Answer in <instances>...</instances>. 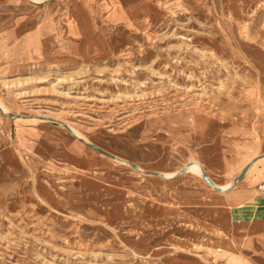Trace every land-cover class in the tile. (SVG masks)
I'll return each mask as SVG.
<instances>
[{
	"label": "rangeland",
	"instance_id": "rangeland-1",
	"mask_svg": "<svg viewBox=\"0 0 264 264\" xmlns=\"http://www.w3.org/2000/svg\"><path fill=\"white\" fill-rule=\"evenodd\" d=\"M0 101V264L264 262V161L186 167L264 152V0H0Z\"/></svg>",
	"mask_w": 264,
	"mask_h": 264
},
{
	"label": "bare ground",
	"instance_id": "bare-ground-1",
	"mask_svg": "<svg viewBox=\"0 0 264 264\" xmlns=\"http://www.w3.org/2000/svg\"><path fill=\"white\" fill-rule=\"evenodd\" d=\"M31 1H34V2H41L42 0H31ZM83 22V21H82ZM59 70V69H58ZM0 108L2 109V111L4 113H7L9 110L7 108V106L2 102L0 101ZM19 116V115H18ZM21 118V117H20ZM70 126V125H69ZM68 126V127H69ZM73 128V127H72ZM71 129V128H70ZM74 129V128H73ZM72 130V129H71ZM74 131L76 132L77 134V130L74 129ZM252 161V160H251ZM251 161H249L247 164H249ZM257 161H264V152L262 154H260L257 158V160L255 162H253V164L250 166L252 167ZM246 164V165H247ZM245 165V167H246ZM188 169H193V170H196L198 171L199 173H201L202 175L205 174V172L201 169V166L199 165V163L197 162H192V163H189L187 166H186ZM249 167V168H250ZM165 176H170V174H167V173H164ZM239 175V174H238ZM237 175V176H238ZM215 185V187H217L216 189H218L220 192H227L228 190L232 189L233 187H235V185L239 182V180L237 178H235L234 180H232L231 182L227 183V184H219L217 183L216 181H214L213 179L209 178ZM210 186L212 188H215L213 187L211 184ZM221 189V190H220Z\"/></svg>",
	"mask_w": 264,
	"mask_h": 264
},
{
	"label": "crops",
	"instance_id": "crops-1",
	"mask_svg": "<svg viewBox=\"0 0 264 264\" xmlns=\"http://www.w3.org/2000/svg\"><path fill=\"white\" fill-rule=\"evenodd\" d=\"M237 178V177H236ZM227 195V194H226ZM219 197H221V198H223V199H226V200H228V201H230V202H236V203H233L231 206H230V208L232 207V206H237V205H239V204H242L245 200H242V199H238V198H235V197H232V198H228V197H225V195H219ZM238 201V202H237ZM240 201H242L241 203H239ZM228 215H230V217H231V211H230V209H229V212H228ZM231 219L234 221V219L231 217ZM262 219H264V218H262ZM243 221V220H242ZM235 222V221H234ZM236 223V222H235ZM238 225L240 224L241 225V222L240 223H237ZM226 229H227V227H226ZM240 230V229H239ZM239 230H237V231H239ZM237 231H235V232H237ZM235 232H231L230 234H232V233H235ZM244 233V232H243ZM243 233L241 234V237H242V235H243ZM241 241H242V239L240 240V243H241ZM242 244V243H241ZM245 246H247V247H249V248H255V249H260L261 251H262V256H263V261H264V246L262 245V243L259 241V240H257L256 238H254L253 239V241L250 243V244H248V245H245ZM261 264H264V262L263 263H261Z\"/></svg>",
	"mask_w": 264,
	"mask_h": 264
},
{
	"label": "water",
	"instance_id": "water-1",
	"mask_svg": "<svg viewBox=\"0 0 264 264\" xmlns=\"http://www.w3.org/2000/svg\"><path fill=\"white\" fill-rule=\"evenodd\" d=\"M0 111L2 112V113H4L3 111H2V109L0 108ZM258 158V157H257ZM257 158H255V159H253L249 164H247L246 165V167L239 173V175L237 176V179L239 180V179H241L243 176H244V174L246 173V171L249 169V167L253 164V162H255L256 160H257ZM185 170H186V167H185ZM204 179L209 183V184H211L213 187H215V185H214V183L209 179V177L207 176V174H204ZM215 188H217V187H215ZM221 190V189H220Z\"/></svg>",
	"mask_w": 264,
	"mask_h": 264
},
{
	"label": "built area",
	"instance_id": "built-area-1",
	"mask_svg": "<svg viewBox=\"0 0 264 264\" xmlns=\"http://www.w3.org/2000/svg\"><path fill=\"white\" fill-rule=\"evenodd\" d=\"M260 188H261V190H263V191H264V185L260 186Z\"/></svg>",
	"mask_w": 264,
	"mask_h": 264
}]
</instances>
